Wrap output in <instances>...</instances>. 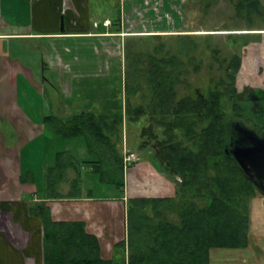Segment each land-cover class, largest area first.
I'll list each match as a JSON object with an SVG mask.
<instances>
[{"label": "trees", "instance_id": "16d2710c", "mask_svg": "<svg viewBox=\"0 0 264 264\" xmlns=\"http://www.w3.org/2000/svg\"><path fill=\"white\" fill-rule=\"evenodd\" d=\"M233 4L236 18L249 25L245 30L264 29L254 28L257 21L264 22L260 0H233ZM160 36L146 37L158 40ZM156 40L145 50H135L127 43L125 113L112 111L111 99L119 90L108 88L112 93L109 100L103 98L101 110L48 114L44 123L64 139L84 137L90 154L96 157L85 163L100 175L101 182L123 190L125 169L138 159L129 148L127 155L134 153L136 159L125 160V123L133 125L147 118L137 147L153 150L155 163L175 182L176 193L127 199V238L115 244L111 259L102 257L100 241L84 221L56 220L46 201L35 203L31 211L44 227V264H210L214 248L249 245L250 205L256 187L225 152L227 112L240 110L236 81L242 56L222 59L223 73L193 85L188 65L192 63L198 71L204 62L190 54L194 41L189 39L185 50L174 52L166 41ZM82 174V163L69 152H58L47 169L49 198L91 197ZM25 178L23 175L22 180Z\"/></svg>", "mask_w": 264, "mask_h": 264}, {"label": "crops", "instance_id": "0c3cea01", "mask_svg": "<svg viewBox=\"0 0 264 264\" xmlns=\"http://www.w3.org/2000/svg\"><path fill=\"white\" fill-rule=\"evenodd\" d=\"M182 2L183 0H0V41L34 40L36 43L30 51L34 56L27 63L7 51L0 54L1 110L13 108L10 111L19 112L27 123L26 128L17 127L14 131L15 136L16 133L26 131L23 143L0 144V264H44L43 222L31 211L32 206L39 201H46L56 220L84 221L87 230L98 237L102 257L111 259L115 244L127 238V199L134 190L135 179H138L131 174H136V169H139L149 170L152 175H157V180L154 178L144 185L141 183V192L134 195H175L176 186L173 181L160 168L152 165V152L149 151L146 158H142L140 153L131 149L138 159L133 171L129 173L128 182H125L123 193L112 184L108 195L92 194L89 198L70 200L50 199L47 169L55 163L58 152H69L82 163V169L85 168V173L82 174L83 186L90 190L94 184L93 179L97 178L91 165L84 161H93L96 157L90 154L84 137L64 139L54 134L46 123L39 125L30 122L28 114L18 103L19 85H29L32 82L37 85L40 91L38 93L43 95L48 114L72 115L83 110L84 105L81 103L84 100L89 104L96 100L95 111L101 110L103 94H106L108 84L113 82L112 77L115 76L112 61L118 53L123 54L125 37L192 32L182 26V29L169 28L173 24L170 25L165 17L166 13L171 12L177 13L176 19H179L178 12L181 10L174 11L173 6H180ZM97 13L100 18L98 20L94 18ZM100 20L103 21L102 25ZM107 20L110 25H104ZM238 33L251 38L244 45L237 82L242 83L241 85L256 83L257 87L264 89V71L260 72V68H264V32ZM115 46L117 53L112 49ZM120 83L122 89L118 97L125 102L123 72ZM94 94H97L96 98ZM105 98L109 100V97ZM48 135L52 140L48 139ZM39 137L42 138L43 158L46 162L45 177L40 185L31 165L24 171L19 160L20 150ZM35 150L38 154V148ZM23 175H26L25 181L22 180ZM152 181H158L156 185L159 188L155 192H147L153 190L148 188ZM101 183L98 181L99 187L104 186ZM250 209L249 245L245 248H214L210 253V264H264V195L261 192L258 191L251 199Z\"/></svg>", "mask_w": 264, "mask_h": 264}, {"label": "rangeland", "instance_id": "374dc122", "mask_svg": "<svg viewBox=\"0 0 264 264\" xmlns=\"http://www.w3.org/2000/svg\"><path fill=\"white\" fill-rule=\"evenodd\" d=\"M264 4V0H260ZM180 4V3H179ZM106 5V3H105ZM104 6V5H103ZM107 6V5H106ZM183 6V7H182ZM95 9H97V6H94ZM184 8V10H182ZM181 11L178 12V15L180 16L179 19H176L177 13L172 14L171 12H168L165 14V17L170 22V25L173 24V26H169V28H176V29H190L192 32L185 33V34H178V32H173V34H167L160 36L158 40L156 38L151 37H125L126 46L127 43H132L131 48L135 50L140 49H147L148 43L150 41L154 42V39L158 42L166 41L167 47H170L172 51L179 52L185 50L189 46V39H192L195 43V48L190 51V54L193 56H197L199 59H203L204 62L200 69L196 71L194 69L193 64L189 63L188 69L191 70V73H189V80L192 82V84H203L207 83L211 77H218L219 74L223 73L221 69V60H230L231 56L234 54H240L242 56L244 51V43L249 41V38L251 36L238 33V32H257V34L264 32V29L261 30H245L248 28V23L245 22L243 19L236 18L234 13V4L233 0H183L182 4L180 6H173L174 11ZM95 19L99 18V13L96 14ZM182 17V20L180 18ZM178 20V21H177ZM181 21V22H180ZM92 24L94 22V19L91 20ZM102 20H100V24L102 25ZM182 26V28H181ZM254 28H264V22L261 20L257 21L254 25ZM221 29H235V30H221ZM241 29V30H239ZM188 34H191L187 36ZM264 35V34H262ZM254 37V36H252ZM36 43L34 40H17V41H0V54L3 51H7V53L12 54L13 57H20L25 63L29 61L33 56L34 53L30 52ZM241 46V49H240ZM212 48H219L220 51L217 53H214L212 51ZM115 50V53H117L115 48H112ZM203 50H205V53H201ZM127 53L128 48H124L123 54L118 55L114 58L112 61L114 68L113 72L115 74L114 77H112V83L108 84L109 90L112 88V90H119V93L117 95L121 94V73H124V76L126 75V70L129 64V61L127 60ZM15 55V56H14ZM120 58V59H119ZM117 61H119L117 63ZM35 65V62H33ZM122 64V65H121ZM124 64V65H123ZM40 66V64L38 63ZM117 66V67H116ZM120 66H122V69H120ZM36 68V67H35ZM34 68V69H35ZM115 69V70H114ZM118 71V72H117ZM243 77V74H241ZM123 79V78H122ZM32 80V79H31ZM29 85H19L20 86V92H19V105L22 107L24 111L28 114L30 122H33L35 124L42 125L44 122V118L48 112H46V105L45 100H43V95L38 92L39 89L37 85L33 84ZM240 83L239 85H241ZM246 86V85H245ZM112 92L107 91L106 94H103L104 98L109 97ZM124 94V92H123ZM94 98L97 97V94L93 95ZM113 96V95H111ZM118 97V96H117ZM110 99V97H109ZM122 99V98H120ZM118 98H114V101L111 102L113 106H111L113 112H124L125 113V102L121 101ZM96 100L93 101V104H89L86 102V100L82 101L81 104H83V109H96L97 105H94ZM104 101H101V104ZM109 104V103H108ZM89 105V106H87ZM240 105L241 102H240ZM104 104L100 107L103 108ZM246 106V105H245ZM243 107L242 111V117H249L253 115V112L250 110V106ZM247 110H246V109ZM13 109V108H12ZM1 110L0 107V144L4 143L6 145L12 144H21L25 140V137L27 136L26 131L23 130V133H16V136L14 134V131L17 130V127L22 129L27 127V123L24 121V118L19 115L18 113H14L10 110ZM99 109V108H98ZM246 110V111H245ZM9 111V112H8ZM253 117V116H252ZM147 124V118L142 117L140 121H138L135 124H125V131H124V144L123 149L124 156H127V150L134 149L138 153H140L142 158H146L149 151L153 152L152 149H143L141 147H137V141L140 137V131L141 128L144 127ZM55 134V133H54ZM48 139L52 140V137H49ZM50 142V141H49ZM53 150V147L50 146ZM35 148H38V154L35 150ZM21 154L19 157V160L22 163V169L26 171L28 165H31V167L34 170V173L37 177L38 184L40 185L42 179L45 177V158H43V151H42V138L39 137L37 139H34L30 141L24 148L21 150ZM150 157V156H149ZM152 165L157 166L155 163V159L152 156ZM91 160H87L84 162H90ZM137 162L132 161L131 164H128L126 167L125 172V182H128V176L129 173L133 171V167L136 165ZM155 166V167H156ZM158 167V166H157ZM156 167V168H157ZM158 169V168H157ZM156 169V170H157ZM83 174L85 173V168L82 169ZM158 171V170H157ZM159 172V171H158ZM95 178L97 180L93 179V186L91 187L92 194H95L97 196L100 195H108L111 192V186L110 183H101L100 175L96 172ZM73 176V173L71 172V177ZM131 176H137L138 179H135L134 183V190L130 193L131 197H137L139 193L141 192L140 187H142L141 183L144 185L146 181L154 180L156 179L155 176L152 175L149 170H139L136 169V174H131ZM168 177V176H167ZM147 179V180H145ZM149 179V180H148ZM170 179V178H169ZM157 180V179H156ZM99 183L103 184V187H99ZM158 183V181L156 182ZM154 183V181L151 182V184L148 185V188H152L153 190L147 191V192H155L154 190H158L159 185ZM174 186H176L175 182L173 181ZM91 184V183H90ZM125 187V186H124ZM139 189V190H138ZM85 190H90L86 189ZM114 191V190H112ZM123 190H119V192L123 193ZM138 193V195H134ZM140 197V196H139ZM147 197V196H146ZM149 197V196H148ZM224 251H233L231 249H220Z\"/></svg>", "mask_w": 264, "mask_h": 264}, {"label": "flooded vegetation", "instance_id": "af4514ba", "mask_svg": "<svg viewBox=\"0 0 264 264\" xmlns=\"http://www.w3.org/2000/svg\"><path fill=\"white\" fill-rule=\"evenodd\" d=\"M263 71L264 68L261 67L260 72L262 73ZM245 85L246 84L239 85L238 82L236 81V88L239 94L240 102L244 107H246L247 105L250 106V110L253 112L252 115L253 117L252 116L249 117L247 116L245 118L242 117V111H243L242 105H240V110L232 109L229 112H227L226 122L228 125V140H229L227 141V143L229 144L231 141H233L234 144L235 141L239 139V131L235 128L236 125L246 126L250 129L255 130L260 136L264 137V89L262 87L261 88L257 87L256 83L247 84L246 86ZM234 149L235 148L231 147V151ZM231 157L235 159L233 155H231ZM247 173L249 174L248 175L249 178H251V176L253 178H258L256 177L255 172L252 170ZM257 192L258 190L256 189V193Z\"/></svg>", "mask_w": 264, "mask_h": 264}, {"label": "water", "instance_id": "95a60500", "mask_svg": "<svg viewBox=\"0 0 264 264\" xmlns=\"http://www.w3.org/2000/svg\"><path fill=\"white\" fill-rule=\"evenodd\" d=\"M235 128L239 131V139L234 144L233 141L227 143L225 152L228 156L233 155L246 172H255L258 178L250 175V179L256 189L264 195V137L243 125H236ZM231 147L235 149L231 151Z\"/></svg>", "mask_w": 264, "mask_h": 264}, {"label": "built area", "instance_id": "2783aa9c", "mask_svg": "<svg viewBox=\"0 0 264 264\" xmlns=\"http://www.w3.org/2000/svg\"><path fill=\"white\" fill-rule=\"evenodd\" d=\"M104 25H110L109 20L105 21ZM95 26H97V23H95ZM134 159H136V155L134 153H130L125 157L126 162H129Z\"/></svg>", "mask_w": 264, "mask_h": 264}]
</instances>
